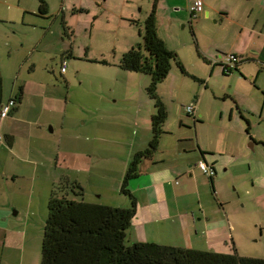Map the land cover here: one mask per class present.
<instances>
[{"label":"rangeland","instance_id":"1","mask_svg":"<svg viewBox=\"0 0 264 264\" xmlns=\"http://www.w3.org/2000/svg\"><path fill=\"white\" fill-rule=\"evenodd\" d=\"M45 1L50 5L49 18L38 15L37 0H0L1 91L6 93L10 90L16 78L17 65L23 59L19 49L5 43H13L19 36V47L25 40L23 37H26L28 44L37 40L39 30L36 28L40 27L43 31L52 25L41 48L34 53L32 60L36 61V69L33 80L40 78L44 84L46 78L53 77L56 84L53 90L60 91L68 134L96 136L94 152L98 154L103 151L110 155L111 149L112 160L108 161V165L98 157V165L91 167L90 173L79 175L84 182L85 199L99 200L94 186L97 183L101 187L105 182L113 185L127 154L141 146L146 137L143 134L149 132L150 136V113L155 111L154 101L146 92L150 82L148 75L124 70V74L112 77L114 69L100 60L117 61L116 57L121 56L122 50L127 51L138 44L143 48V22L153 8V0H138L133 9V19L129 20H120L117 16V10L120 12L119 0H97V3L94 0H64L65 10L57 15L55 10L60 5L63 7L62 0ZM218 2L222 4L223 0ZM245 3L253 6L254 10L253 17L243 22L249 27L255 26V29L264 28V0H248ZM82 4H89L91 11L75 12ZM215 6L220 5L216 3ZM188 7L189 0H157L155 4L157 35L174 51L185 69V72H181L173 62L167 76L157 84L156 93L167 115L155 158L176 160L175 150L178 149L182 159L193 160L200 156L201 148L216 153L221 165L211 183L209 175L198 168L193 172L189 168L195 166L186 164L189 171L182 176L190 178L193 183L185 197L179 200L181 204L191 205V212L197 219L192 223V233L187 236L185 232H180L176 238L158 234L156 240L169 243L163 245L210 248L216 252L235 247L240 256L264 258V141H256V145L251 147L249 143L253 139L248 137L245 140L246 122L236 121L235 116L230 121L228 113L235 105L232 97L226 96L235 92L241 97L240 100L245 99L242 97L245 95L255 96L261 104L264 100V65L249 53L251 57L244 55L247 59L240 63L239 69L223 74L218 66H214V57L219 52L232 51L234 38L239 33L237 25L232 23L237 17L235 10L229 14L220 11L212 14L210 11L207 16L201 13L190 16ZM64 12H67L65 20L74 56L78 54L80 57L77 59L64 52L69 72L67 81L59 73L60 58L64 54L60 53V45L68 44L70 39L63 31ZM8 28L15 34H5L3 30ZM86 47L90 49V56L96 52L99 60L82 59ZM51 48H55L58 54L53 59L52 55L46 53ZM260 61L264 62V58ZM75 66L76 72L73 69ZM243 75L247 78L251 76L250 80L242 79ZM112 86L115 96L111 95ZM196 101L199 103L194 123L192 116L186 114L185 105ZM259 124L261 131L258 135L255 121H252L250 130L262 141L264 118L259 119ZM238 125L241 126L240 130ZM227 136L231 140H240L241 148L227 144ZM168 146L169 152L165 151ZM15 167L18 171L22 170L19 164H15ZM146 167L145 163L140 165L142 175L134 183L145 177ZM19 180L23 178L19 177ZM176 180L181 182L180 176ZM8 183L15 210L19 212L13 221L27 231L25 239L17 234L10 242V248L28 250V264H40L48 198L30 194L25 185L14 186L11 180ZM180 228L178 226V230Z\"/></svg>","mask_w":264,"mask_h":264},{"label":"crops","instance_id":"2","mask_svg":"<svg viewBox=\"0 0 264 264\" xmlns=\"http://www.w3.org/2000/svg\"><path fill=\"white\" fill-rule=\"evenodd\" d=\"M94 1L97 3V0ZM245 1L248 0H223L221 4L218 0H203L201 15L205 14L207 16L210 11H212V14L217 11L229 14L230 11L234 10L237 15L236 21L232 22L237 25L239 31L238 37L234 38V44L232 45L233 47L236 46V48L232 47V51L230 52H219L218 55H215L214 59L222 58L226 54H235L238 57L241 56L240 59L244 61V55H247V57H255L254 59L258 63L264 65L262 64L264 62L260 61L261 58H264V28L255 29V26L249 27L246 22H243L248 20L250 16L253 17L254 10L253 6H248ZM61 2L63 7L60 5V8L55 10V15L65 10L64 0ZM119 2L120 12L118 13L117 10L119 19H133V9L136 8L139 1L119 0ZM216 3L220 6H215ZM47 9L50 11L48 2ZM90 11L91 6L89 4H82L75 10V12ZM66 13L62 14V26L64 33L68 34L67 36L70 38L65 20ZM198 14L200 13L195 15L197 16ZM52 28V25H48L43 31L40 30V27L36 28L39 30L37 31L39 32L37 33V40L29 41L26 44L27 39L23 37L25 40L20 47L18 46V42L21 39L19 36L15 42L12 43L10 41V44L5 43L6 46L10 45L17 50L19 49L18 52L21 51L23 59L17 65L16 78L10 90L4 93L1 91L0 84V108L10 98L15 99V105L9 114L0 119V264H28L29 261V259L26 260L28 250L20 248L16 251L10 248V242L15 236L21 234L25 239L27 231L25 232L22 226H18L13 221V217L19 212L15 210V202L12 201L11 191L8 190L9 180H11L14 186L16 184L27 186L28 191H31L30 194L36 193L39 197L46 196L48 198L49 192L60 182H77L83 187L84 182L79 175L90 173V168L98 165V157L105 162V165H108V161L112 160L111 149H109L110 155H107L106 152L104 154L102 150H100L102 151L100 154L94 152L97 141L96 136L93 138L88 135L84 137L81 134H68L60 91L56 92L53 90L56 86L53 77L52 79L46 78V83L44 84L40 81V78L37 81L33 80V73L36 69V61L32 60L34 53L41 48L42 41L46 39L47 33ZM3 32L5 34H15L9 28L8 30H3ZM58 33H60L59 28ZM236 43L238 44L236 45ZM50 46H54V44H50ZM29 47H31L30 51ZM60 47H62L60 53L70 50L72 52L71 56L75 57L71 38L68 40V44L64 43ZM89 52L90 49L86 47L82 59L93 62L99 60L96 52H93L92 57ZM124 52L122 50L121 54ZM46 53L49 56L52 55L51 59L58 55L55 48L47 50ZM249 53L251 56H249ZM65 57L66 54L64 53L60 59H65ZM119 57H116V59ZM75 58L80 59L78 54H76ZM109 66L114 69L112 77L124 74V70L116 65L115 60ZM73 69L76 72L77 66ZM59 73L63 75L62 77L65 81L68 80L69 72L67 66L63 73L59 67ZM243 77L242 79L245 81L251 78V76L247 78L244 75ZM111 95L115 96L113 86L111 87ZM226 96H231L235 105L230 108L228 113L230 121L235 116L236 121L240 123L241 121L246 122L245 140L248 137L253 139L252 143H249L251 147L256 145L254 144L256 141L263 142L264 139L260 141L257 135L261 131L259 119L264 118V100L260 104L259 100L255 99V96L247 95L242 96L245 99L240 100L241 97L239 98L236 92L227 93ZM198 103V101L194 102V115L197 112ZM186 114L188 113L186 112ZM252 121H255L257 135H254L250 130ZM238 129L240 130L241 126L238 125ZM143 136L146 137L143 138L141 146L133 148L127 154L119 177L114 181L113 185H108L105 182L101 187L97 183L94 186V191L98 195V201L101 203L116 206L127 204V199L119 193V186L131 153L142 150L147 145L150 138L149 132L143 134ZM227 138V144L234 145L237 149L241 148L240 140H231L229 136ZM199 149L200 156L193 160H190V158L182 159L178 149L175 150L176 160H168L166 158L158 160L155 158L156 152L150 159L144 160L142 164L145 163L147 166L145 177L136 183H134V180L130 184L131 190L136 197L137 206L136 216L127 235L129 241L169 244L168 242L156 240L157 235L160 234L166 238L168 236L176 238L180 232H185L187 236L191 235L192 223L197 219H195L194 213L191 212V205H188V203L181 204L179 199L185 197L193 182L190 178L187 179L182 175L188 172L189 169L193 172L195 168L200 170L198 167L199 161H204L211 165L215 171L214 175L219 173L218 168L221 165L216 153L209 152L211 151L210 149ZM96 151L99 150L96 149ZM165 151L169 152L170 146ZM15 164H19L22 170L18 171ZM186 164H189V167L192 165L195 167L187 169ZM141 175L142 172L140 170L138 178ZM178 176H180L181 182L176 180ZM19 177H22L23 180L20 181ZM104 180L107 181V179ZM41 213L43 215L44 211L42 210ZM178 226L181 227L179 230Z\"/></svg>","mask_w":264,"mask_h":264},{"label":"trees","instance_id":"3","mask_svg":"<svg viewBox=\"0 0 264 264\" xmlns=\"http://www.w3.org/2000/svg\"><path fill=\"white\" fill-rule=\"evenodd\" d=\"M37 1L38 15L49 18L46 1ZM156 1L153 0V8L143 22V48L139 44L131 46L116 61L122 70L150 77L146 92L153 99L155 108L150 116L147 145L133 153L119 186V193L127 199V204L116 206L86 200L84 188L77 182L58 183L47 200L40 264H264V258L238 255L235 247L216 252L210 248H180L127 239L137 206L130 184L140 176V165L144 160L156 152L159 137L164 132L167 113L156 93L157 84L167 76L173 62L181 72H185L174 51L157 35ZM66 54L71 56L72 52L67 50ZM100 61L112 64L105 59ZM209 179L212 183L213 175Z\"/></svg>","mask_w":264,"mask_h":264},{"label":"built area","instance_id":"4","mask_svg":"<svg viewBox=\"0 0 264 264\" xmlns=\"http://www.w3.org/2000/svg\"><path fill=\"white\" fill-rule=\"evenodd\" d=\"M188 10L190 13H192L194 15L202 12L203 11V1L202 0H191L189 3ZM239 59H240V57L236 56L235 54H226L222 58L214 59V62L215 63L221 62V63H223V65L226 68H231V67H233L235 61H237ZM66 66H67L66 60L63 59L61 61V66H60V71L62 73L65 72ZM14 105H15V99H13V98H10L5 103H3L1 105V108H0V119L7 116L9 114V112L11 111V109L14 107ZM185 111L188 114H191L192 116H194V113H195L194 103H190L188 105H185ZM198 167L206 175L212 176L215 174L213 167L204 161H199Z\"/></svg>","mask_w":264,"mask_h":264},{"label":"flooded vegetation","instance_id":"5","mask_svg":"<svg viewBox=\"0 0 264 264\" xmlns=\"http://www.w3.org/2000/svg\"><path fill=\"white\" fill-rule=\"evenodd\" d=\"M189 15H190V16H194V14H192V13H190V12H189ZM244 60H245V58H244ZM242 61H243V60H241V59L235 61L233 67H231V68H226V67L223 65V63H221V62H216V63H214V65H217V66L220 68V70H221V72H222L223 74H229V73H231L233 70H237V69H239L240 63H241ZM190 116H192V115H190ZM192 119H193V122L195 123V121H196L195 116H192Z\"/></svg>","mask_w":264,"mask_h":264}]
</instances>
